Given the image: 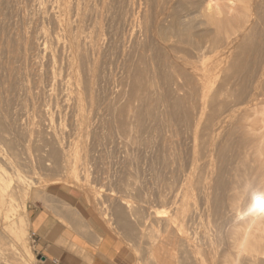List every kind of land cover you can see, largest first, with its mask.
I'll return each mask as SVG.
<instances>
[{"label": "rangeland", "instance_id": "rangeland-1", "mask_svg": "<svg viewBox=\"0 0 264 264\" xmlns=\"http://www.w3.org/2000/svg\"><path fill=\"white\" fill-rule=\"evenodd\" d=\"M76 1L83 16V23L78 27L79 31L91 39L95 36V29L99 28L100 30L101 48L98 54L94 53L92 56L98 58L94 79V107L96 108L93 110L96 112L93 111L95 113L90 115L89 119L93 118L89 124L91 127L88 125L89 119L85 124V128L88 130L85 129L83 134L85 136H82L75 145L68 147L69 154H71L69 160L72 159L71 161L76 162V165L68 168L66 172L64 170V173H59L52 165L53 160L48 156L49 148L47 147L50 145L51 137L43 132L45 128L43 126H47L49 121L43 120L42 111L40 112L37 107H42L40 110L49 109L48 119L55 125V129L62 127L69 134L70 118L65 115H57V101L48 92V90L54 91L58 88L54 83L49 82L47 66V60L52 55L59 65L63 69L65 68L66 56L63 47L67 45V40L61 37L58 43L43 45L40 39L41 33H56L57 29L53 24L51 11L41 12L37 7L36 0H0V128L5 131L4 133L3 129H0V178H14L15 174H20L31 178L34 183L36 182V186H32V191L27 190L32 196L26 197L24 210L16 209L17 212L20 210L18 212L21 213L20 215L15 212L19 219H21L22 213L23 218L27 219L26 228L27 226L28 228L26 229L24 225V228L28 230L27 233H24L26 230L23 228L20 239L14 238L11 231L4 226L3 220L0 219V264H37L34 235L32 236L34 231L30 226L32 211L43 210L64 223L62 219L64 217L74 218L73 215L77 209L87 210L100 226L125 246L130 264H160L158 256L161 254L158 253L155 246H152V249L149 247L151 246L149 241L157 234L159 235L161 229L150 219L147 220V211L150 208L158 212L169 211L166 206L162 207L158 202L160 195L158 192L163 191L161 184L169 179L168 182L180 179L182 171H184L182 169L188 166V162H193L191 141L182 133L176 137L173 135V129L172 131L168 130V128L174 127L173 124L177 129L181 127L183 116L170 105L174 98L172 93L173 77H171L173 71L170 67V56L173 53L167 48L173 47V51L187 55L192 50L204 47L207 42H212L219 35H223L225 28L235 27L234 23L242 14L238 9V4H235L233 10L228 9L232 0H213L219 4L222 11L220 17L215 16V18L209 17L208 11L205 9L208 0ZM249 6L251 7V26L249 24L244 42L243 40H240L242 43L238 41L240 47L233 49L232 53V56H236L233 59L240 61L243 58L240 61V67L234 73L236 76L233 75L235 79H233L230 88L231 93L229 91L225 95L227 97L230 94L228 103L241 102L249 95L251 80L264 60V0H249ZM95 12H99V14L94 16ZM218 18H220V24ZM209 57L208 61L217 59L212 55ZM139 73L146 87L141 93L139 91L141 97L136 96L133 92L135 78ZM220 82L217 80L214 83L215 86H212L211 93L220 90ZM28 91L37 94L35 100L29 99ZM120 93L121 98H118ZM133 94L135 98L137 97L136 99ZM225 96L222 99H225L226 102ZM127 103L131 109H128ZM116 105L126 106L127 116L125 117L130 119H125L123 116L121 119L118 116ZM34 112L38 115L36 116ZM39 115L42 116L41 121ZM36 122L37 124H35ZM30 123L31 125H28ZM32 124L35 125L32 127ZM36 126H39L38 130ZM124 126L129 128L126 133L123 132ZM32 128L38 131L39 135L36 131L33 133ZM41 128H43L42 133L39 132ZM235 130H237L235 125L227 126L224 129L225 132L222 133L224 135H220L219 143L224 144L225 146H223L226 148L224 150L228 149L229 151L223 152L225 157L222 154V159L220 158L219 162L221 160V162H227L229 156L238 150L242 135H240L239 129L238 132ZM166 131L169 134L173 133V137ZM67 134L64 137L67 138ZM35 138L37 140L39 138V140L37 141ZM66 138L61 142L65 148L68 143ZM238 138L240 139L238 140ZM44 142L47 143L44 144ZM232 143L234 144L232 145ZM39 147L40 150H38ZM15 155L16 157H13ZM45 155L46 163L42 159ZM23 158H27V161ZM176 167L179 171L181 169L182 173ZM193 192L189 199L187 198L188 202H193L190 204V208L192 205L197 206L200 209L195 207L196 210L201 211L197 212L193 209L194 207L189 209L191 218L196 221L190 218L192 224H189L188 221L186 226L188 229L190 227L188 233L195 230V234L190 232L189 235L193 239L194 237L196 240L200 239L197 241L198 243L194 239L197 245L203 242L201 245H195V249L202 247L200 250L203 256L201 257L198 248L199 254L198 252L195 254L196 261L192 264H232V261H235L234 257H232L233 260H227V263L222 258L223 253L230 248L229 240L225 239L229 237V233L233 229L231 223L226 221L228 214L217 200L215 202L213 197L206 200L198 191L200 196L196 191ZM199 200L203 201L204 206L202 203L199 205ZM210 200L211 202L208 204L207 202ZM14 201H16L15 204L19 203L17 198ZM210 204L216 208H212ZM129 206H131L130 211ZM221 206L223 211L219 208ZM2 207L4 206L0 203V218H2L1 215H4L1 213L6 212L5 207ZM209 207L213 210L211 211ZM205 208L210 209L211 212L207 210L208 213H206ZM220 209L221 211H219ZM216 210L218 214L225 212L226 218L223 213L224 216L215 213ZM192 211H195L196 214H193ZM16 214L13 217L17 218ZM208 214H212V217L217 215L216 218H212L210 215L207 217ZM218 216L223 222L221 225L218 223L220 221ZM145 217L147 219H144ZM200 217H202L201 220ZM121 218H124L125 222H122ZM198 220L200 223L197 222ZM72 222L74 223V220ZM224 222L226 223L224 224ZM216 230L219 233H215ZM212 233L213 235H211ZM202 238L208 242L201 241ZM212 241H216V243L213 244ZM150 250L155 251L153 256L149 255ZM27 253L30 255L27 256ZM23 254H26L25 257ZM175 257L170 260V264H188L185 263L187 261L182 260L180 254H176ZM242 262L250 264L244 260L237 261L238 264H242Z\"/></svg>", "mask_w": 264, "mask_h": 264}, {"label": "bare ground", "instance_id": "bare-ground-1", "mask_svg": "<svg viewBox=\"0 0 264 264\" xmlns=\"http://www.w3.org/2000/svg\"><path fill=\"white\" fill-rule=\"evenodd\" d=\"M36 4L41 12H46L48 10L51 11L53 15V24L57 29L56 33H48V32L41 33L40 39L43 45L46 43H58L61 37L67 40V45L63 47V52L65 53L66 56L65 68L63 69L59 65V62L55 60L52 55H50L47 60V66H48L49 82L54 83L58 88L54 91L48 90V92L50 96L54 97V99L57 101V106H56L57 115L58 116L65 115V117L70 118L71 124H69V127L71 126V129L69 128L70 129V131L68 132L69 134H67V132L64 131L65 129L63 130L62 127L59 128L57 127L58 129H55V125H53L51 120L48 119L50 113L49 109L44 108L40 110V108L42 107H37L39 108L40 112L42 111L41 114L43 115V117L42 116L41 117L44 118L43 120L47 119V121H49L48 125L43 126V128L44 127L45 128L44 129L41 128L39 132L42 133L41 131L43 129L44 130L43 132H45L46 135H49V137H51L50 140L51 142L49 143L47 141L50 144L49 147H47L49 148V151L46 150L48 151L49 158L54 161V162L52 161L53 164L52 163L51 164L55 169L59 171V173H64V170L66 172L68 168L76 165V162L71 161L72 159L69 160V158H71L70 157L71 154H69L70 151L68 150V147L75 145V143L81 140L82 136H85L83 135L86 129L85 124L90 118V115L96 112L95 110H93V108H96L94 107L95 105L94 79H95V65L98 58L97 57L94 58L92 56L94 55V53L98 54L101 48L100 30L99 28H96L95 36L91 39H89L86 34H83L82 32L79 31L78 27L80 24L83 23V16L81 15V9L76 0H47L46 2L44 0H36ZM235 4H238V9L242 15H239L241 17L240 18L238 17L237 22L234 23L235 27H231V28L228 27L229 29L225 28V31L223 30L224 31L223 35L218 34L219 36L215 38L212 42H207L204 45V47H200L198 49L192 50L187 55L173 51V47L167 48L169 51H172L173 53L170 56V63H171L170 67L172 68L173 71V76L171 77H173L172 93L174 98L172 103H170V105L174 110L177 109V112L179 111L182 114L183 120H182V126L178 127V129L175 126V124H173L174 125L173 128H171L172 125L170 124L169 127L171 129L167 127L168 130L172 131L173 129L172 132H174V134L173 133L169 134L167 131L166 132L170 136L173 134L176 135V137L178 134L182 133L184 136L187 137V139L191 141L193 148V162H188V166L187 167L185 166V168L182 169L184 171H182L181 169L179 171L178 168L176 167V169L180 173L183 172L181 178L173 182H168L170 180L169 178L172 175L171 174L168 178L169 180L165 183L163 181L164 185L161 184L163 191L161 193L157 191L158 194H160L158 196L159 197L158 202H160L159 204H161L162 207L166 206L169 211L158 212L157 210L154 211L150 208V210L147 211L148 219L146 217L144 218L147 220L150 219V221H152L153 224L155 223L156 226L157 227L159 226L161 229L159 235L157 234V236H154L149 241V244L151 245L149 247H151L152 249V246H155V248H157L158 253L161 254V256H158L159 254L157 255L160 264H170V260L176 258L175 257L176 254L177 255L180 254L182 260L187 261L185 263L192 264L193 262L196 261L195 254H197L200 248H202V247H197V249L199 248L198 251L197 249H195L196 248L195 245H197L198 243L197 241H199L200 239L196 240L194 237V239L197 242L195 243L194 239L189 235L190 232L192 233L195 230L190 231L188 233L190 227L188 229L186 226L188 221L189 224H192L190 223L191 214H189L190 213L189 209H192L194 206L192 205V208H190V204H192L193 202L192 203L188 202V199L193 191L196 192L198 191L200 194H202L205 197L206 200L210 199V197L211 198L213 197L215 199V202L217 200V202L224 207L226 213L228 214L227 215L228 220L226 221L229 222V224L231 223L233 229H231V232L229 233V237L227 236L228 238L225 239L226 241L229 240L228 246L230 245L229 246L230 248L227 252L225 251V253H223L222 258H224L225 260L224 262L227 263L226 262L227 260H231L232 257H234L235 261L233 260L234 259L233 258L232 264H238L240 262L239 261L237 263L238 260H244L245 262H248L250 264H264V60L260 66V69L256 72V74L253 76L251 80V91L249 95L241 102L228 103V99H229L228 95L230 94H228L227 97L225 95L229 93V91L231 93L230 88L233 84V79H235L234 76H236V74L234 73L237 72L238 68L241 65L240 61H242L243 58L242 57L240 61H238V59H233V57H236L235 55L232 56L233 49L239 46L238 41L243 40L244 42L246 38L245 35L249 30V24L252 21L250 20L251 7L249 6V0H234V1L232 0L230 5L228 6V9L233 10ZM205 9H207L209 17H213V18H215V16L221 15L222 13L219 4H217L215 1L213 2V0L207 1ZM228 12L229 11L227 10V13ZM98 14L99 12H95L94 16H97ZM219 19L220 18H218L220 24ZM210 55H212L213 57H217V59L208 61L210 59L209 57ZM167 58L169 57L167 56ZM170 63L168 64L170 65ZM141 78L142 76L140 75V73L135 78V82H134L135 90L133 89V92H135L134 94L136 96H140L139 91L141 93V91L142 90L144 91L145 90L144 88H146ZM217 80L221 81L220 90L216 91L215 93H211L212 86H215L214 83ZM134 94L133 97L134 99H136L137 97L135 98ZM27 95L29 99L33 101L36 99L37 94H33L30 91H28ZM120 95L121 93L119 94L118 98H121ZM224 96L227 98L226 102L225 99H222V97ZM107 101L109 100L107 99ZM114 103L111 104L114 105ZM126 105L129 106L128 103ZM128 109H131L130 106ZM116 110L119 114L118 116H120L121 119L122 116L125 119L127 118L125 117L127 116L126 106L124 107L123 105H116ZM93 111L95 112L93 113ZM34 113L36 115V112ZM98 113L99 111L97 112V114ZM35 115H34V119L36 118ZM177 116L179 117V114ZM41 117H40V121H41ZM91 120L90 123L87 122L88 125L91 124ZM35 124H37V122ZM28 125H31V123ZM34 125L32 124V127ZM88 125L87 128L90 126ZM232 125H235L237 127V130L235 131L238 132L239 129L241 133L240 135H242L239 143L240 146L238 145L239 146L238 150L233 155L229 156L230 157L229 160L226 158L228 160L227 162H221L222 160L219 162L223 152L228 150V149L224 150L225 145L223 144L224 145L223 146L222 143L221 144L219 143L220 135H224L222 134L225 132L224 129L227 126H232ZM38 127L36 126L37 130ZM127 129L129 128H127V126H124L123 132L126 133ZM33 130L34 132L33 131L31 132L35 133L36 130L35 129ZM3 131L4 129L2 130V132ZM36 132L38 134V131ZM65 134H67L68 136L67 138L64 137ZM228 135L230 136V133H228ZM64 138H66V140L68 141V143L66 142L67 143L66 148L61 143L62 141H65ZM239 139L240 138H238V140ZM47 142H44V144H46ZM233 144L234 143H232V145ZM171 145L173 146L172 143ZM34 146L36 147L37 145ZM189 149H191V147ZM38 150H40V147ZM176 155L178 156V154ZM13 157H16V155ZM27 158H23V159L26 160ZM45 158L47 159L46 155L42 159L45 160ZM224 161L226 160L224 159ZM44 163H46V160ZM35 183L34 181L31 180V178H27L25 177V175L21 176L20 174H15L14 178L11 177L0 178V203L6 209L5 213H1L4 215L3 216L1 215L2 218L0 219L1 221L3 220L4 226H6L11 231L12 235L16 239L21 237L24 225L26 228V224H27L26 223L27 219L25 220V218H23L24 216L23 213L21 219H19V217L15 213L17 212L16 209L20 208L21 210H24L25 208L24 203L26 197L29 195V192H27V190L33 189L32 186L35 185ZM198 192L197 194L199 195ZM15 197L19 202L18 204L16 203L17 205L14 203L16 202L14 201L16 199ZM190 201H191V197H190ZM202 202L200 201L199 205H201ZM210 202L211 200L207 203L209 204ZM202 205L204 206L203 203ZM210 206L212 207L211 204ZM222 206L219 208L222 209L223 208ZM130 207L131 206H129V211H130ZM195 207L193 209L196 210L198 207L197 208ZM212 208H216V207L213 206ZM212 208L211 211L213 210ZM221 209L219 211H221ZM207 210L210 211V209H206L205 212ZM192 212H194L193 214H196L195 211ZM215 213H217V210ZM222 213L225 215V212ZM222 213L220 214L217 213V214L220 216ZM14 214H16L15 216L18 219L13 217ZM197 214L199 215V213ZM209 215L212 217V214H208L207 217ZM216 215L215 217L214 216L213 217L216 218ZM202 217H200V220ZM124 218L126 219V216ZM123 219L122 222L125 220ZM192 219L193 218H191V220ZM218 219L220 220V217ZM193 220L196 221V219ZM220 221H218V223L221 225V223L223 222ZM197 222H199V220ZM225 223L226 222H224V224ZM197 225L198 224H196V226ZM27 231L28 230H26V232L24 233H27ZM217 232L218 230H216L215 233ZM213 233L211 235H213ZM193 234H195V232ZM214 236L217 237V235ZM210 238L211 240H213L212 237ZM202 240L203 238L201 239V241ZM215 240H217V238ZM215 243L216 241L213 242V244ZM201 244H203V242ZM204 245H206L207 247V244H205V242ZM154 252L155 251L150 250L149 255L153 256ZM199 252H201V257H202L203 256L202 251L200 250ZM25 255L23 254L24 257ZM29 255L30 254L27 253V256ZM157 256L155 257L157 258ZM243 263L244 262H242V264Z\"/></svg>", "mask_w": 264, "mask_h": 264}, {"label": "crops", "instance_id": "crops-1", "mask_svg": "<svg viewBox=\"0 0 264 264\" xmlns=\"http://www.w3.org/2000/svg\"><path fill=\"white\" fill-rule=\"evenodd\" d=\"M73 216L64 224L43 210L31 212L37 264H130L125 246L87 210Z\"/></svg>", "mask_w": 264, "mask_h": 264}, {"label": "built area", "instance_id": "built-area-1", "mask_svg": "<svg viewBox=\"0 0 264 264\" xmlns=\"http://www.w3.org/2000/svg\"><path fill=\"white\" fill-rule=\"evenodd\" d=\"M34 235V233L32 234V236Z\"/></svg>", "mask_w": 264, "mask_h": 264}]
</instances>
